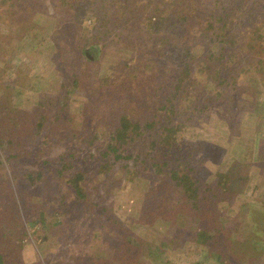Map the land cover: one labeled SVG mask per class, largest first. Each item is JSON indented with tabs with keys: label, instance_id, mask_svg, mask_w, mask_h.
Here are the masks:
<instances>
[{
	"label": "trees",
	"instance_id": "1",
	"mask_svg": "<svg viewBox=\"0 0 264 264\" xmlns=\"http://www.w3.org/2000/svg\"><path fill=\"white\" fill-rule=\"evenodd\" d=\"M96 1L50 0L51 8L58 16H52V20L48 19L49 23L44 24L57 23L52 26L54 29L46 30L50 39L45 48L54 60L53 66L57 67L59 59L68 61L73 83L71 86L67 84L68 96L59 100L55 113L49 114L47 110L36 119L33 137L41 134L47 142L45 145L49 142L53 150L58 149L59 160L56 161L62 162L56 167L60 174L66 168H78L66 181L80 201L90 200V194L98 195L102 200L105 196L102 189L119 197L120 176L128 175L125 177L145 193L134 223H150L165 233L156 246L157 256H162L169 247L175 248L183 238L186 243H194L201 255L216 264H264L262 226L257 225L244 237L238 233L243 229L239 219L232 229L228 226L232 216L242 208L246 209V203L239 197L244 193L243 186L237 187L227 171L212 180L201 178L195 167L201 158L193 159L196 147L183 134L185 127L210 118L213 112L220 114L230 110H234L236 116L237 112L242 113V117L259 116L264 126V101L258 99L264 89V3L261 4L262 0H105L101 7L95 8ZM60 5L61 14L58 11ZM84 7H87L86 16L82 11ZM24 10L14 0H10L6 8L15 22L20 16L23 23ZM30 16V23L35 26L43 23L47 14L38 9ZM88 18L94 20L93 34L84 27ZM66 30L74 35L69 43L58 37ZM96 42L110 47L120 43L127 49H134L131 55L137 56L138 62L125 61V65H135L136 69H132L130 75L144 84L148 99L142 109L136 112L126 110L118 122L86 115L71 132V138L73 136L80 145L72 153V159L64 161L67 157L61 149V139L57 142L51 135L65 117L64 108L69 98L72 102L71 94H76L81 87L87 90L81 75H89L93 64L99 61L87 53V47L93 45L96 48ZM63 48L67 57L60 55ZM164 58L174 60L175 65L170 68L166 64L164 67L158 63L155 65L156 59L162 61ZM252 69L261 75V88L255 84L257 96L250 93L252 87L242 80L244 72ZM196 73L204 74L205 82L197 79ZM109 78L106 75L104 81ZM245 105H249V109L243 110ZM5 112L0 101V150L4 153L9 150L2 138L1 119ZM68 121L72 120L69 118ZM240 124L241 121H236V128ZM156 127V132L147 136L146 133ZM10 143L14 144V140ZM30 148L23 153L33 155ZM165 148L174 151L176 161L157 160L154 154H161ZM16 155L9 153L7 163ZM131 159L133 163L126 162ZM73 161L77 163L73 164ZM53 163L55 165L50 161ZM138 166L141 169L132 174ZM2 170L8 181L7 190L13 195L8 200V207L2 205L0 208V223H7V229L0 226V233L12 246L21 248L28 239V232L22 217L18 216L23 207L21 191L17 188L19 174L13 168L9 171L6 166ZM26 173L29 181L34 179L32 172L26 170ZM42 173V170L38 171L35 179H40ZM150 195H153V202L148 200ZM114 205L121 209V205ZM44 208L41 207L38 217L43 223ZM55 212L61 214V209L58 207ZM102 214L97 218H101L104 222L100 223L104 224L107 216ZM15 219L19 221L17 230L11 226ZM113 221L123 222L120 218ZM29 222L33 223V220L29 219ZM168 228L172 234H168ZM133 237L134 234L127 237L131 243L128 253L139 255L141 241H135ZM67 263L71 264V261ZM165 263L171 262L165 260ZM0 264L27 263L22 256L18 259L7 257L0 247Z\"/></svg>",
	"mask_w": 264,
	"mask_h": 264
},
{
	"label": "rangeland",
	"instance_id": "2",
	"mask_svg": "<svg viewBox=\"0 0 264 264\" xmlns=\"http://www.w3.org/2000/svg\"><path fill=\"white\" fill-rule=\"evenodd\" d=\"M14 1L25 8L22 13L24 23L22 17L19 16L15 22L14 16L6 12L10 0H0V101L6 109L1 123L3 122L4 129L2 138L7 142L9 149L8 153L0 150V208L2 205L8 207V200L13 195L7 190L8 181L4 178L2 170L6 166L9 171L13 168L19 174L20 185L17 188L21 191L19 194L23 207L20 208L22 212H19L18 216L23 219L28 239L24 246L19 248L12 246L9 239L3 238L0 233V247L6 256L17 259L22 256L27 264H68L67 261H71V264H169L165 263V260L170 261V264H216L201 255L194 243H186L183 238L175 248L169 247L166 253L157 256L156 246L165 233L150 223H134L139 216L145 193L139 186L132 184L129 177H125L128 175L120 176L122 180L118 182L121 191L119 197L114 192L102 189L101 192L105 194L102 200L98 195L90 194V200L80 201L74 191L70 190L71 186H67L66 179L78 168H66L63 174H60L56 167L62 162L56 161L59 160L58 149L53 150L49 142L45 145L47 142H44L41 134L33 137L36 119L47 110L49 114L55 113V107L60 104L59 100L68 96L67 84L71 86L73 83V73L68 69V61L59 59L57 67L53 66L54 60L45 48L50 39L46 30L54 29L57 23L50 22L49 26L44 24L49 23L48 19L51 21L52 16L58 15L51 8L50 0ZM104 1L97 0L93 7H101ZM263 3L264 0L261 4ZM38 9L44 10L47 17L43 19V23L34 26L30 23V15ZM86 9L87 7H84L82 10L85 16L88 13ZM58 11L60 14L63 11L61 5ZM84 27L90 29L93 34L94 20L88 18ZM238 28L241 30V26ZM58 37L59 40L69 43L74 35L66 30ZM95 45L96 48H93V45L87 47V53L99 61L93 64L89 75H81L87 90L81 87L76 90V94H71L72 102L69 98L68 105L64 108L65 119L55 126L51 135L57 142L61 139V149L67 157L64 161L71 160L72 153L80 145L73 136L71 138V132L73 126H79L78 122L84 120L86 115L118 122L126 110L136 112L143 108L148 99L144 84L140 83L136 76L130 75L135 65H125V61L138 62V57L131 55L134 49H127L120 43L111 47L101 42H96ZM60 55L67 57L64 48L61 49ZM156 61L155 65L159 64L161 67L165 64L168 68L175 65L174 60L169 58ZM144 73L147 75V72ZM106 75L110 77L107 82L104 81ZM196 77L205 82L204 74L196 73ZM260 77V73L253 69L245 71L242 76V80L252 87V95H258L255 84L261 88ZM258 99L264 101V89ZM248 106H243V110L249 109ZM241 115L242 113L237 112L236 116L234 110L220 114L213 112L210 118L185 127L183 134L196 147L193 159L201 158L195 164L201 178L212 180L227 171L231 178L235 179L237 187L243 186L244 193L239 196V200L246 203V209L242 208V211L232 216L228 226L232 229L239 219L243 229L237 230L244 237L257 225L264 229V126L259 116ZM69 118L72 121H68ZM236 121H241L239 128L235 126ZM156 130L157 127L148 131L147 136ZM11 140H14L12 145ZM27 147H32L30 150L34 151L33 155L23 153ZM188 152L189 150L186 153ZM9 153L17 155L12 162L7 163ZM167 153L169 155H166ZM154 155L161 162L176 161L174 151L167 148L163 149L161 154ZM50 161L55 162V165L50 164ZM126 162L133 163L134 160ZM74 163L77 162L73 161ZM138 169L141 168L135 167L132 174ZM26 170L34 175L31 181L25 177ZM40 170L43 171L42 177L35 179ZM16 195L19 197L18 192H15ZM152 196L148 197L149 202H153ZM114 204L121 205V209L115 208ZM43 206L46 207L44 223L38 218ZM58 207L61 214L55 212ZM12 212L17 215L15 209H12ZM101 213L107 216V222L104 224L100 223L103 221L101 218H97ZM117 218L123 222L115 223L113 220ZM29 219H32L33 223L29 222ZM125 219L133 223H128ZM14 222L11 226L17 230L16 223L19 221L15 219ZM0 226L7 229V223L2 222ZM11 226L9 225V228ZM168 229V234H172L171 229ZM132 234L133 240L141 241L139 255L128 253L131 246L128 238ZM260 234L264 237V232Z\"/></svg>",
	"mask_w": 264,
	"mask_h": 264
}]
</instances>
